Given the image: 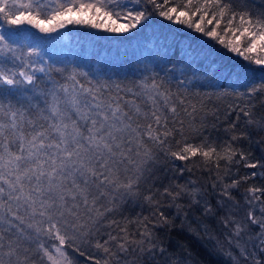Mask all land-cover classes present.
<instances>
[{"label": "snow or ice", "instance_id": "snow-or-ice-1", "mask_svg": "<svg viewBox=\"0 0 264 264\" xmlns=\"http://www.w3.org/2000/svg\"><path fill=\"white\" fill-rule=\"evenodd\" d=\"M139 2L135 0L136 4ZM147 3L153 5L161 18L190 29L210 42H174L171 48L170 58L192 69L194 76L223 77L232 79L234 84L244 82L251 85L250 93L264 89V75L255 83V74H264V11L253 12L248 0H147ZM151 15L144 9H129L120 0H0V22L8 26L6 31L0 30V94L31 91L39 86L37 73L52 71L44 66L41 53H48L38 42L40 39H55L53 34L58 36L61 30L73 25L128 37L145 27ZM220 49L229 54V60L223 58ZM77 75L79 73L73 72L65 76L64 83L52 82V87L44 93L47 99L42 122L26 119L23 112L10 106L5 110L0 104L3 110L0 117V223H11L9 217L22 220L18 213L23 208L33 221L28 226L34 229L35 239L39 241L41 236H46L55 241L50 246L37 243L34 256L32 248H25L19 239L12 240L0 232V264H36L37 258L41 264H72L66 248L74 238L91 234V227L100 223L105 213L112 212L107 205L113 203L117 195L137 193L142 168L133 159L132 145L137 148L135 155L140 156L145 137L164 145L177 131L168 127V112L173 117L177 113L173 95L168 90L161 91L162 84L155 78L142 85L152 107L144 113L139 108L131 113L125 111L118 100H101L99 91L86 88ZM244 115L249 117V124L257 123L251 119L250 112L245 111ZM141 118L144 123L140 122ZM235 127V124L231 126L233 130ZM179 131L182 139L176 141V150L170 152L176 160L201 157L205 164L211 162L219 169L221 160L230 164L237 156L240 160L247 159L245 153L233 146L246 133L234 132L229 143L218 148L207 141L195 143L183 138L182 126ZM143 155L151 158L147 150ZM130 164H135V168H129ZM245 166L264 167L259 162ZM257 175L252 172L250 178ZM238 184L237 180L224 184L221 197L232 200L229 189ZM216 187L212 185L213 189ZM177 188L179 190L165 187L161 195L171 197L172 201L187 195L196 205L203 199V194L195 188L189 190L183 185ZM248 191L251 195L247 204L259 206L261 215L257 217L249 211L242 220L228 215L223 223L225 227L232 226L234 237L257 227L255 236H249L256 241L251 251L238 240L236 246L245 260L251 258L253 264H264L257 258L256 251L264 255V188L250 187ZM146 199L156 205L152 214L155 222L147 217L137 221L142 227L137 233L140 239H131L127 227L112 220L109 227L116 225L119 231L116 235L108 232L107 238L97 240L95 247L109 258L130 251L147 253L153 259L156 253L163 256L166 249L158 245L153 229L169 225L170 220L160 201L153 195ZM102 200L107 203L101 204ZM226 209L225 200L216 206L205 201L203 206L204 213L212 216ZM28 239L33 237L30 235ZM95 264L102 261L96 260ZM103 264H110V259L103 260Z\"/></svg>", "mask_w": 264, "mask_h": 264}, {"label": "trees", "instance_id": "trees-1", "mask_svg": "<svg viewBox=\"0 0 264 264\" xmlns=\"http://www.w3.org/2000/svg\"><path fill=\"white\" fill-rule=\"evenodd\" d=\"M120 3L129 9H144L152 13L150 21L139 32L128 37H117L102 30L75 25L61 30L59 36L66 39L70 52H66L65 59L58 57L57 67H51V77L61 82L70 73H79L77 79L86 88L98 90L101 100H118L124 110L131 113H135L137 108L144 113L152 107L142 85L151 83L152 78H155L162 84L161 91L168 90L173 95L177 113L173 117L168 112V127L177 131L167 138L168 142L164 145L145 137V146L139 149L140 156L135 155L137 148L135 144L132 145L133 159L142 168L137 193L117 195L113 203L107 205L113 209L112 212L105 213V218L91 227V234L78 235L66 248L69 258L73 264H95L96 260H101L103 264L105 259H110V264H253L251 258L245 260L241 255L238 260L233 259L214 242L216 237L225 232L223 220L228 215L232 216L230 212H233L234 205L244 196L250 195L249 188H264V176L260 175L264 173V167L252 169L245 166L252 162L264 165V89L250 93L251 85L244 82L234 84L232 79L223 77L194 76L192 69L178 64L174 57L170 58L171 48L174 42L210 43L206 37L161 18L147 0H140L139 4L135 0H120ZM248 5L255 13L264 11V0H248ZM223 27L222 24L221 29ZM42 47L44 49L48 46L42 44ZM220 52L225 60H229L228 53H224L223 49ZM262 75L259 72L255 74V83L260 82ZM249 76L252 74L249 73ZM0 104H3L5 110L10 106L13 110L23 112L26 119L34 120H41L44 108L35 99L15 91L0 94ZM245 111L250 112L251 119L257 123L249 124ZM2 114L3 110H0V117ZM140 122L145 121L141 118ZM233 124L236 125L234 130L231 128ZM181 126L183 138L195 143L207 141L218 148L229 143L234 132L246 133L233 146L245 153L247 159L240 160L237 156L230 164L221 160L219 169L211 162L205 164L201 157L187 161L176 160L170 152L176 150V141L182 139L179 131ZM145 150L151 154L150 159L143 155ZM135 166L130 164L128 167L134 169ZM252 172L258 173L254 179L250 178ZM232 180L239 181L237 187L229 189L232 200L222 198L220 192L223 185L230 184ZM213 184L217 185L215 189L212 188ZM178 185L186 186L189 190L195 188L202 193L200 204H193L187 195L175 201L161 195L165 187L179 190ZM149 195L160 201L162 210L170 220L169 225L153 229L158 245L162 244L166 249L164 255L156 253L153 259L147 253L130 251L109 258L97 249V240L106 239L108 232L116 235L119 231L116 225L109 227L112 220L126 226L131 239H140L137 233L142 227L137 221L145 217L153 221L152 214L156 209V205L146 199ZM222 200L227 201L224 213L215 216L204 213L205 201L216 206ZM104 203L107 202L102 200L101 204ZM18 214L22 220L9 217L11 223H0V232L12 240L19 239L23 247L32 248L34 256L37 243L46 246L55 243L46 236H41L37 241L34 229L28 226L33 223L32 219L23 208ZM30 235L33 239H28ZM132 247L135 248V245ZM113 250L115 252V248ZM256 251L257 258L264 261V255L259 254L258 249ZM36 264H41L39 258Z\"/></svg>", "mask_w": 264, "mask_h": 264}, {"label": "rangeland", "instance_id": "rangeland-1", "mask_svg": "<svg viewBox=\"0 0 264 264\" xmlns=\"http://www.w3.org/2000/svg\"><path fill=\"white\" fill-rule=\"evenodd\" d=\"M7 27H8L7 25H3L2 22H0V30L6 31ZM53 35L55 36V39L49 38L47 41H45L44 39H40L38 41L39 43L48 46L43 49L44 51H47L48 55H43V52L41 53L43 56L44 66L46 68H51L52 65L53 66L55 65V68H56L57 67L56 65H58L56 63V60H58V57L60 58L64 57L65 59L66 52L69 51L68 45L66 44V39H63L62 38L63 36L62 37L59 35L56 36V34H53ZM49 57H51V59H49ZM36 66L37 67L40 66L39 61H37ZM51 72L46 71L45 73H37L36 75L39 78L38 79L39 86L37 88L32 89L31 91L22 90L20 91L21 95H23L24 97L31 98L33 100L35 99L38 102V104H40L41 106H44L45 100L47 99L44 93L52 87V82L55 81L59 83H64V80L60 82L59 80L56 81L52 79ZM29 87L31 88V86ZM250 195L247 197L244 196L238 204L234 205V208L232 209L233 212H230L234 219L242 220L243 218L247 216V213L249 211H253L257 217L261 215L259 206L252 207L247 204V200L250 198ZM258 230L259 229L257 227L253 226L252 231L250 233H243L240 237H234L232 235V226L229 225V229H227L226 227V229H224L225 232L221 233L220 237H216L214 244H216V246H218V248H220L225 253L227 254L231 253V256L233 258H236V260H238V258L240 257V248L236 246L237 240L239 241V244L241 246H245L251 251L252 244L256 243V241L250 240L249 236L250 235L255 236ZM240 264H249V263L242 262Z\"/></svg>", "mask_w": 264, "mask_h": 264}]
</instances>
